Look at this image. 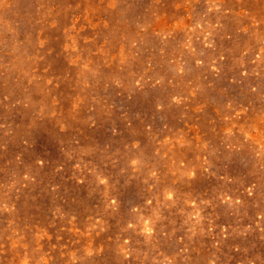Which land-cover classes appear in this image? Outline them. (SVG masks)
Instances as JSON below:
<instances>
[{
  "label": "rangeland",
  "instance_id": "rangeland-1",
  "mask_svg": "<svg viewBox=\"0 0 264 264\" xmlns=\"http://www.w3.org/2000/svg\"><path fill=\"white\" fill-rule=\"evenodd\" d=\"M0 264H264V0H0Z\"/></svg>",
  "mask_w": 264,
  "mask_h": 264
}]
</instances>
